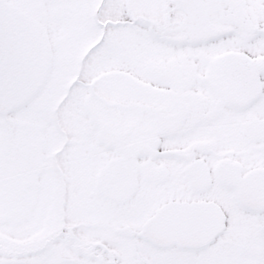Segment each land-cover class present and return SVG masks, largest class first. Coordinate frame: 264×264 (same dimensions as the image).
Listing matches in <instances>:
<instances>
[{
  "label": "snow or ice",
  "instance_id": "obj_1",
  "mask_svg": "<svg viewBox=\"0 0 264 264\" xmlns=\"http://www.w3.org/2000/svg\"><path fill=\"white\" fill-rule=\"evenodd\" d=\"M0 264H264V0H0Z\"/></svg>",
  "mask_w": 264,
  "mask_h": 264
}]
</instances>
